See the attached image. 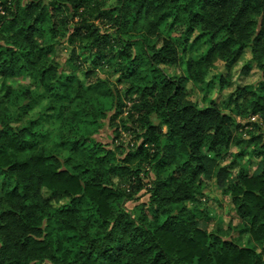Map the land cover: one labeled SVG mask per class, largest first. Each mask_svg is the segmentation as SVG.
I'll use <instances>...</instances> for the list:
<instances>
[{
    "label": "clouds",
    "instance_id": "obj_1",
    "mask_svg": "<svg viewBox=\"0 0 264 264\" xmlns=\"http://www.w3.org/2000/svg\"><path fill=\"white\" fill-rule=\"evenodd\" d=\"M15 3L0 0V64L11 59L4 47L17 57L12 73L0 75V128L11 129L0 139V180L9 164L21 165L8 184H20L21 195L0 188V213L8 214L0 217V264H153L161 249L165 256L156 264H264V112L248 115L264 96V51L252 46L264 6L248 10L240 31L228 30L237 4L188 32L189 12L199 10L189 0H153L151 7L87 0L75 18L66 9L57 14L67 19L55 34L50 17L28 42L14 35L20 22L7 27ZM97 12L107 15L97 19ZM81 21L120 37L95 64L93 37L68 43ZM229 37L227 48L209 53ZM129 40L135 43L126 47ZM57 41L59 48L40 52ZM73 47L78 59H70ZM250 60L254 74L238 79ZM165 75L172 81L167 88ZM177 83L182 95H174ZM237 84L250 94L230 101ZM218 97V111L232 119L215 139L216 122L195 128L187 117L170 118L174 108H211ZM25 103L31 106L19 115ZM166 145L174 147L166 152ZM197 163L205 167L193 176ZM241 169L251 173L242 177ZM105 247L111 253L100 256Z\"/></svg>",
    "mask_w": 264,
    "mask_h": 264
},
{
    "label": "trees",
    "instance_id": "obj_2",
    "mask_svg": "<svg viewBox=\"0 0 264 264\" xmlns=\"http://www.w3.org/2000/svg\"><path fill=\"white\" fill-rule=\"evenodd\" d=\"M139 3L141 6L147 4L149 7L153 5V0H139ZM87 0H70V3H64L63 0H49L47 2V5L45 6L41 1L39 2H31L27 4L24 7H18L15 11L12 12V16L9 19L8 29H11L14 25H16L18 22L21 23V27L17 30L14 35H20L23 40L31 42V38L34 33H43V29L39 28V25L43 22H45L47 19L52 17V24L49 27V31L55 34V32L58 30V25L65 22L67 18H64L62 20H57L55 17L58 13H60L62 10H67L70 12L71 17L75 18L78 15H80L79 9L81 7L86 6ZM189 4L193 5L194 7H198L199 10L196 11H190L188 20V28L187 31L191 32L193 29V25L199 24L201 22H205L207 24H213L214 21L211 19L214 15V13H220V15L216 16V20L221 19L223 15V11L225 9L231 8L234 5H239L236 16L234 17L232 23L229 25L228 30L229 31H240L241 27H238V25L241 24V19L245 16V14L248 12L249 9H255L261 6H264V0H189ZM159 5H157L158 7ZM37 8L40 9L39 13L36 14V16L33 18L32 23L23 24L24 17H27L31 15L33 11H35ZM139 11V9H138ZM107 13L105 12H97L96 18L100 19L101 17L106 16ZM175 20L173 21V23ZM258 30L255 32V34L252 37V46L253 50H255L258 46L261 47V51H264V19H261L259 23L256 25ZM169 27H172V25H169ZM223 27V25H221ZM113 31H116V29H113ZM95 33V35H93ZM200 35H203V33H200ZM216 33L213 32L212 36H215ZM84 37H93L91 44L88 45L89 49H95V59L93 60V64L100 61L104 56H106L109 52H111L112 47L120 42V37H112L109 33H97V28L94 27L92 24L79 22L73 25V32L69 36V42L73 43L74 41L84 38ZM187 39V37H185ZM196 39H199V36L196 37ZM231 42V37L228 39L222 40L218 43H213L212 47L209 49V53H211L214 49L217 48H227L228 45ZM125 46H129L132 43H135V41L129 40L125 41ZM165 47H167V41L165 42ZM52 45L47 46L46 48L40 49V52L47 53L49 51H52ZM244 49V45L242 44L240 49L237 50V54H239V51ZM4 51L9 53L10 60L7 62H3L0 64V75L3 74H11L14 68V60L17 59L14 55V50L10 49L8 47H4ZM21 55H27L26 53H21ZM159 56V53L156 54ZM71 59H78V57L75 56V51L72 50V57ZM161 60H167V57H160ZM232 61L230 60L228 62V66H230ZM247 69V67H246ZM134 70V69H133ZM153 71H159L163 72L161 69H153ZM65 79H71V77H65ZM184 78L181 76L179 80H183ZM172 81L169 77L166 75L164 76V83L162 84V87L167 88L169 84H171ZM153 89H155L156 84H153ZM183 85L181 83H177L176 85V91L174 92V95L177 93H182ZM250 93H248L245 90V86H237V92L235 94V97L230 96L229 100H237L239 101L240 96L243 95L245 99H247V96ZM171 99V98H169ZM175 104L176 101H173ZM213 107L208 108L205 107L203 109L197 110L195 108V105L193 103H188L184 106V108L180 111H177L175 108L172 110L170 114V118L173 120V122H176L177 119L187 117L188 121L191 122L192 125H194L195 128H200L204 123H207L209 121L216 122V132L213 134L214 139L216 138V134L220 133L222 131L221 126L225 122L231 121V117L228 116L227 112L220 113L218 111V103L211 102ZM237 108H239V104H237ZM256 112H264V96H258L256 100L252 101V109L249 112V115H253ZM236 127L238 125H235ZM150 128L154 127L153 125L149 126ZM24 130L21 129V132ZM11 132V129L5 125L4 127L0 128V139H4L8 137L9 133ZM251 139L257 140L259 139V136H254ZM8 143H11V141H8ZM264 143V142H262ZM25 145L24 143H18L17 147L18 149L23 148ZM166 152H170V149L174 147V145H166ZM5 148V145L0 144V150H3ZM139 151V149H137ZM256 155H261L260 151H256ZM133 155V153H128V156ZM237 161L233 160L232 165L236 164ZM22 166L18 165L16 163L9 164L8 165V173H5V176L3 179L6 181V188L8 190V195L15 198L16 196H20L21 194L18 193V189L21 187L20 184L13 185L10 189L8 188L9 179L10 177L16 173L18 169H20ZM205 166L203 163H197L195 168L192 171V175L195 176L196 171L203 169ZM231 167V165L227 166ZM0 171H3V169H0ZM221 171H225V169H221ZM249 171L245 172L244 169H241L240 175L242 177H247L249 175ZM26 188L27 185H24ZM231 187V186H230ZM255 185L245 190V196H248L251 194V191ZM26 195V193H25ZM236 198L233 197V200ZM243 204L237 205V210L239 211L241 208H243ZM8 215L7 213H0V217ZM12 215H15V213H12ZM243 215V213H241ZM111 235V234H109ZM225 243H228V241H225ZM112 249L109 247L103 248L102 251L99 252L100 256H104L106 253H111ZM88 255H91V253H88ZM165 256V252L163 249L161 251L156 252L155 254V260H153V264H156L157 260H160L161 257ZM163 264H169L168 260L165 259L163 261Z\"/></svg>",
    "mask_w": 264,
    "mask_h": 264
},
{
    "label": "rangeland",
    "instance_id": "obj_3",
    "mask_svg": "<svg viewBox=\"0 0 264 264\" xmlns=\"http://www.w3.org/2000/svg\"><path fill=\"white\" fill-rule=\"evenodd\" d=\"M65 31H66V29H65ZM72 32H73V28H72ZM71 32V33H72ZM69 36H70V34H69ZM68 43L69 44H72V43H70L69 42V37H68ZM61 44H63V41H57L56 42V44L55 45H52V48H54V47H56V48H59V46L61 45ZM72 50H74L75 52H76V50H75V48L73 47V49ZM76 56V55H75ZM72 57V56H71ZM71 57H70V59H71ZM246 67H247V69H246ZM254 67V65H253V61H249L247 64H245L244 66H243V68L240 70L241 71V75L238 77V79H240V80H244L249 74H254V73H252L250 70L252 69ZM162 70V69H161ZM89 71H91V69H89ZM163 71V70H162ZM229 73L227 72V71H225L224 73H222L221 74V77H220V79H221V82H223V80H224V78L228 75ZM25 81H21V83H24ZM211 81L209 82V84L211 85ZM237 86H242L241 84H237ZM259 86H260V88H262V89H264V81H260L259 82ZM6 95H8V93L6 92L5 93V96ZM218 101H219V97L217 98V100H215V101H211V102H215V103H218ZM4 102V98L3 97H0V103H3ZM31 105L30 104H28V103H25L24 105H22L21 107H22V111H21V113L19 114V115H22L23 114V112L24 111H27V109L30 107ZM19 115H18V119H19ZM248 115H249V113H248ZM236 125H238L236 128H242V127H245L246 125L245 124H240V123H237ZM253 140V139H252ZM237 156H242L243 155V150L241 151V152H237V154H236ZM250 163H254V162H252V161H250ZM249 171V173H251V169H249L248 170ZM7 186H6V181H5V179H3V180H0V188H3V189H5ZM227 190L225 189V192H226ZM202 195V194H201Z\"/></svg>",
    "mask_w": 264,
    "mask_h": 264
},
{
    "label": "built area",
    "instance_id": "obj_4",
    "mask_svg": "<svg viewBox=\"0 0 264 264\" xmlns=\"http://www.w3.org/2000/svg\"><path fill=\"white\" fill-rule=\"evenodd\" d=\"M39 1H41V0H16L15 5L13 6V11H15L16 8H18V7H24V6H26L27 4H29L31 2H39ZM2 6H4V5L3 4H0V7H2Z\"/></svg>",
    "mask_w": 264,
    "mask_h": 264
}]
</instances>
